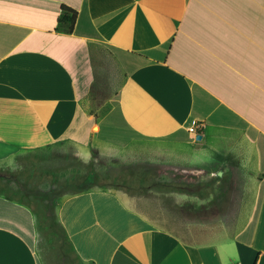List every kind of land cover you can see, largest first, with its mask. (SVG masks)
Segmentation results:
<instances>
[{"label": "crops", "instance_id": "1", "mask_svg": "<svg viewBox=\"0 0 264 264\" xmlns=\"http://www.w3.org/2000/svg\"><path fill=\"white\" fill-rule=\"evenodd\" d=\"M143 141L162 162L129 158L130 175L167 176L161 204L96 188L50 211L0 192V264H69L64 240L83 264H264V0H0V167Z\"/></svg>", "mask_w": 264, "mask_h": 264}, {"label": "rangeland", "instance_id": "2", "mask_svg": "<svg viewBox=\"0 0 264 264\" xmlns=\"http://www.w3.org/2000/svg\"><path fill=\"white\" fill-rule=\"evenodd\" d=\"M162 149L160 142L146 141L140 142L136 149L121 151L106 144L94 145L82 151L66 143L16 153L10 163L0 167V192L30 202L42 201L50 211L60 196L96 188L114 189L129 197H155L154 200L161 204L162 187L168 177L164 178L159 173L154 178V184L149 185L152 189L148 190L143 187L146 184L142 185L131 178L130 174L136 168H132L131 162L127 161L129 158L147 157L160 163L163 159ZM158 169L163 172L162 166L158 165ZM51 225L50 233L63 239L53 219ZM63 247L62 258H67L69 264H83L72 256L65 240Z\"/></svg>", "mask_w": 264, "mask_h": 264}, {"label": "trees", "instance_id": "3", "mask_svg": "<svg viewBox=\"0 0 264 264\" xmlns=\"http://www.w3.org/2000/svg\"><path fill=\"white\" fill-rule=\"evenodd\" d=\"M77 17V11L68 6L62 5L58 17L56 30L63 32H72Z\"/></svg>", "mask_w": 264, "mask_h": 264}, {"label": "built area", "instance_id": "4", "mask_svg": "<svg viewBox=\"0 0 264 264\" xmlns=\"http://www.w3.org/2000/svg\"><path fill=\"white\" fill-rule=\"evenodd\" d=\"M204 127V124L201 122H198L196 124H193L191 126L188 127V131L197 135L199 134L200 130Z\"/></svg>", "mask_w": 264, "mask_h": 264}, {"label": "water", "instance_id": "5", "mask_svg": "<svg viewBox=\"0 0 264 264\" xmlns=\"http://www.w3.org/2000/svg\"><path fill=\"white\" fill-rule=\"evenodd\" d=\"M201 137H202V135H201V134H197V135H196V139H197V140H200V139H201Z\"/></svg>", "mask_w": 264, "mask_h": 264}]
</instances>
